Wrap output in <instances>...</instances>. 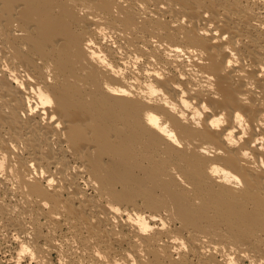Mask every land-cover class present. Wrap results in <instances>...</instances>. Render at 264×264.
Here are the masks:
<instances>
[{
    "label": "bare ground",
    "instance_id": "6f19581e",
    "mask_svg": "<svg viewBox=\"0 0 264 264\" xmlns=\"http://www.w3.org/2000/svg\"><path fill=\"white\" fill-rule=\"evenodd\" d=\"M0 249L264 264V0H0Z\"/></svg>",
    "mask_w": 264,
    "mask_h": 264
},
{
    "label": "rangeland",
    "instance_id": "374dc122",
    "mask_svg": "<svg viewBox=\"0 0 264 264\" xmlns=\"http://www.w3.org/2000/svg\"><path fill=\"white\" fill-rule=\"evenodd\" d=\"M10 256V252L3 251L0 249V264H12L9 260Z\"/></svg>",
    "mask_w": 264,
    "mask_h": 264
},
{
    "label": "clouds",
    "instance_id": "9594fccd",
    "mask_svg": "<svg viewBox=\"0 0 264 264\" xmlns=\"http://www.w3.org/2000/svg\"><path fill=\"white\" fill-rule=\"evenodd\" d=\"M237 115H239V114H237Z\"/></svg>",
    "mask_w": 264,
    "mask_h": 264
}]
</instances>
